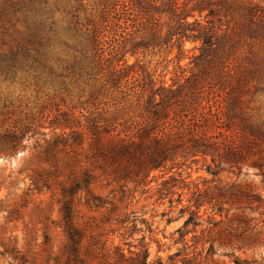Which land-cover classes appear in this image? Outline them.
<instances>
[{
	"label": "trees",
	"instance_id": "1",
	"mask_svg": "<svg viewBox=\"0 0 264 264\" xmlns=\"http://www.w3.org/2000/svg\"><path fill=\"white\" fill-rule=\"evenodd\" d=\"M2 1L0 24L10 22L15 29L22 24L26 36L15 51L0 56L4 79L22 72L36 85L67 92L65 81L71 79L78 87L79 103L55 110L50 127L61 134L49 139L7 105L0 108V156L17 155L26 141L40 136L35 148L42 168L33 171L31 186L50 193L59 206L68 241L64 264H163L160 258L150 261L145 243L139 251L130 246L128 256L116 247L110 257L111 246L101 239L100 257L85 254L86 234L78 228L80 215L87 218L85 226L98 214L102 227L116 224L127 232L136 194L147 193L159 180L158 199L177 194L183 204L184 192L189 195L181 208L189 217L177 231L185 247L190 227L192 233L209 228L203 246L209 244L211 254L216 246L230 249L232 256L250 246L264 217V111H249L246 98L252 90L264 96V0H101L99 14L85 26L74 15L73 26L61 33L51 0ZM162 15L167 25L158 24ZM65 34L73 45L61 40ZM175 38L182 53L186 43L198 51L191 57L192 74L177 89L147 84L124 62L128 53ZM54 39L74 53L70 64L52 54ZM188 162H202L214 178L258 172L263 188L238 181L212 187L204 182L201 188L190 173L172 174ZM202 209L211 212L207 228ZM14 258L28 264L26 257ZM175 258L177 253L169 260Z\"/></svg>",
	"mask_w": 264,
	"mask_h": 264
},
{
	"label": "rangeland",
	"instance_id": "2",
	"mask_svg": "<svg viewBox=\"0 0 264 264\" xmlns=\"http://www.w3.org/2000/svg\"><path fill=\"white\" fill-rule=\"evenodd\" d=\"M100 2L101 0H51L49 4L54 19L59 23L61 33L68 25L73 26V22L76 21L74 15H77L82 26H85L87 19L99 14ZM189 21L192 22L193 19L190 18ZM157 22L159 25H167L168 17L162 15ZM163 31L165 33L167 30ZM120 36L119 33V39ZM64 37H61L62 41L68 40L73 45L74 40L66 34ZM22 39H26L22 24L15 29L10 22L1 23L0 56L15 51ZM56 39L54 40L57 44H52L51 47L52 54L70 64L74 53L60 46ZM195 46L186 43L184 48L187 52L182 53L175 38L159 47L141 48L135 54L128 53L124 62L133 66L138 74L136 77L140 79L142 75L147 84L153 82L159 86H174L177 89L178 85L183 84L185 78L192 74L191 57L198 52L193 50ZM65 82L68 87L67 92L59 89L58 86L36 85L29 73L18 72L14 79L7 80L0 73V108L7 105L8 112L15 113L23 122L32 123L33 129L40 134H46L49 139L61 134L59 130L50 127L56 114L55 110L66 111L79 103L78 87L72 84L71 79ZM253 92L250 91L246 98L248 110L256 112L258 108H262L261 110L264 111V96ZM39 137L26 141L24 149H21L17 155L0 156V264H20L14 257H26L28 264H64L67 257L68 241L60 225L59 206L51 199L50 193L39 194L31 186L30 176L33 171L42 168L35 148ZM189 173L192 174L191 180L197 181L201 188L205 185L204 182H207L206 187L209 185L212 187L219 181L224 183L238 181L243 184L250 183L261 190L263 188V178L258 172L244 171L239 176L224 173L214 178L207 173L202 162L194 164L188 162L180 170L174 169L172 174L186 178ZM153 176L160 178L161 173L156 172ZM169 176H165L164 179H169ZM161 181L163 180H159L158 183L152 182L147 193L143 194L144 191L140 189L136 194L135 206L132 208L136 214L135 217L131 216L132 224L125 225L127 232L124 231L125 228L119 229L116 224L112 227H102L103 220L98 214H91L90 216H95L96 219L89 220L90 223L84 226L83 222L87 218L80 215L78 228L86 234L82 252L93 253V257L97 255L100 257L103 254L100 240L104 239L108 240L107 245L111 246L110 257H115L113 252L116 247H120L128 256L130 246L132 250L139 251L140 245L145 243L149 247L151 262H156L160 258L163 264H185L187 260L190 261L188 264H237L236 257L239 259L238 264H264V217L260 218L261 223L263 222L260 224L261 227L254 230L255 238L251 240L250 246L234 256L229 255L230 249L218 246L213 250V254L208 253L209 244L203 246V243L209 236V228L204 233L203 228L192 233L193 227H190L191 233L186 236L185 247L177 231L183 227L189 217L188 213H181L182 205L188 204L189 195H185L184 192L183 204H179L177 194L166 199H158L156 191L160 188ZM200 215L205 227H209L206 221L211 216L210 210L202 209ZM256 218H259V215H256ZM217 220L219 221L220 218ZM169 221L171 222L168 223ZM222 226L224 225L220 224L216 229ZM258 231L263 233L260 235ZM176 253L177 258L171 262L169 257Z\"/></svg>",
	"mask_w": 264,
	"mask_h": 264
}]
</instances>
